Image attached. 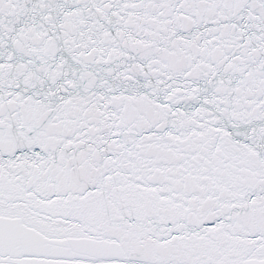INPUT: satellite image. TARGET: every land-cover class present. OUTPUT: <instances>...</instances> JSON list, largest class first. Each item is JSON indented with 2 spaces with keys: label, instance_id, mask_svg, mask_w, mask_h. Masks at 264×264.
I'll use <instances>...</instances> for the list:
<instances>
[{
  "label": "snow or ice",
  "instance_id": "obj_1",
  "mask_svg": "<svg viewBox=\"0 0 264 264\" xmlns=\"http://www.w3.org/2000/svg\"><path fill=\"white\" fill-rule=\"evenodd\" d=\"M0 264H264V0H0Z\"/></svg>",
  "mask_w": 264,
  "mask_h": 264
}]
</instances>
